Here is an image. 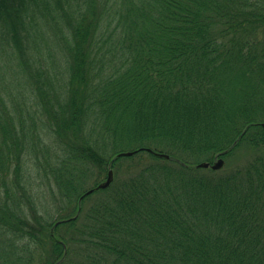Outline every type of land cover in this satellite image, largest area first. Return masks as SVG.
I'll return each mask as SVG.
<instances>
[{
	"label": "trees",
	"instance_id": "1",
	"mask_svg": "<svg viewBox=\"0 0 264 264\" xmlns=\"http://www.w3.org/2000/svg\"><path fill=\"white\" fill-rule=\"evenodd\" d=\"M263 123L264 0H0V264H264Z\"/></svg>",
	"mask_w": 264,
	"mask_h": 264
},
{
	"label": "water",
	"instance_id": "2",
	"mask_svg": "<svg viewBox=\"0 0 264 264\" xmlns=\"http://www.w3.org/2000/svg\"><path fill=\"white\" fill-rule=\"evenodd\" d=\"M263 126H264V123H263ZM148 150H151V148H148ZM226 152H227V150L223 151L221 154H224ZM134 153H135V151H133V150L122 151L117 156L132 155ZM157 154L161 157L170 158V155L168 153L157 152ZM224 163H225L224 158L219 157V154H218L213 162L202 161V162L198 163L196 166L197 167L212 168V169L218 170L224 166ZM113 180H114V172H113V169H110L108 171V175H107L106 179L103 180L102 182H100L96 187L88 189L84 195H88V194L92 193L96 188L97 189L98 188H106V187L110 186V184L113 182Z\"/></svg>",
	"mask_w": 264,
	"mask_h": 264
},
{
	"label": "rangeland",
	"instance_id": "3",
	"mask_svg": "<svg viewBox=\"0 0 264 264\" xmlns=\"http://www.w3.org/2000/svg\"><path fill=\"white\" fill-rule=\"evenodd\" d=\"M244 151V152H242ZM241 154L233 153L232 155L228 156L227 159L225 158L224 166L221 169H218L221 172H225L231 168H234L237 166L238 163L243 162L244 160V153L246 152L243 148L241 149ZM243 156V157H242ZM205 161V160H203ZM242 164V163H241Z\"/></svg>",
	"mask_w": 264,
	"mask_h": 264
}]
</instances>
